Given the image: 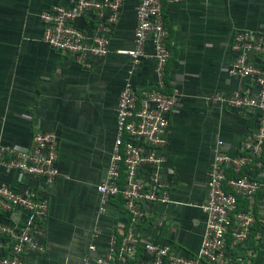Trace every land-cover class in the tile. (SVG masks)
Wrapping results in <instances>:
<instances>
[{
    "label": "crops",
    "instance_id": "obj_1",
    "mask_svg": "<svg viewBox=\"0 0 264 264\" xmlns=\"http://www.w3.org/2000/svg\"><path fill=\"white\" fill-rule=\"evenodd\" d=\"M136 4L122 0L109 26V51L81 67L41 40L38 13L53 5L68 6L69 0H0V144L25 148L37 130H51L57 137L59 172L50 185L39 177L0 169V180L15 188L34 186L48 198L44 248L23 255L32 264H82L89 243L95 245L93 255L102 254L108 237L127 227L118 196L109 197L104 212L97 213L95 185L104 175L115 135L119 90L128 80L141 94L156 82L149 40L137 63L117 52L132 46ZM101 13L106 19L110 11L103 7ZM162 15L171 52L164 91H177L159 148L169 201L145 203L147 216L138 231L147 240L191 256L203 231L205 214L197 205L205 199L216 140L235 154L256 122L257 111L237 110L213 96L229 95L239 84L252 85L228 74L235 56L230 42L239 29L264 33V0L163 1ZM72 23L88 38L95 33L90 12ZM261 160L260 168L247 169L260 183L257 191L248 201H238L251 205L254 222L245 243L227 246V264H264V151ZM7 250L3 247L0 253Z\"/></svg>",
    "mask_w": 264,
    "mask_h": 264
},
{
    "label": "built area",
    "instance_id": "obj_2",
    "mask_svg": "<svg viewBox=\"0 0 264 264\" xmlns=\"http://www.w3.org/2000/svg\"><path fill=\"white\" fill-rule=\"evenodd\" d=\"M178 0H137L132 46L118 49L132 63L144 56V43L152 45L155 86L137 94L126 80L118 92L115 107V135L102 179L95 185L99 200L97 213L102 214L109 197L122 200L128 223L119 236L110 235L102 254H94L89 243L82 264H227V246L245 243L254 222L250 204L239 208V199L249 200L260 183L248 174L249 168H260L264 151V33L249 29L236 30L230 47L235 56L228 74L252 84H239L229 95L215 94L214 99L237 110L257 111L256 122L244 133L238 152L228 153L222 140H216L209 165L205 199L197 206L205 220L199 246L191 256L176 253L169 244H157L143 238L139 225L147 216L143 205L166 203L167 191L161 181L163 155L159 148L168 125V115L175 105L177 91H164V72L170 49L168 29L162 3ZM122 0H69L68 6L53 5L41 10V40L51 48L68 54L81 67L89 58L109 51L108 32ZM109 16L103 19L101 9ZM90 12L96 30L86 37L72 21ZM57 137L51 130L34 131L28 146L14 148L0 144V169L41 178L50 185L58 174ZM228 173V175H227ZM20 216H14V212ZM48 212V198L31 185L15 188L0 180V264H32L23 255L40 253L43 225ZM98 233L94 227L92 235Z\"/></svg>",
    "mask_w": 264,
    "mask_h": 264
},
{
    "label": "trees",
    "instance_id": "obj_3",
    "mask_svg": "<svg viewBox=\"0 0 264 264\" xmlns=\"http://www.w3.org/2000/svg\"><path fill=\"white\" fill-rule=\"evenodd\" d=\"M227 175H228V173H227ZM238 207H239V208H243V207H245V205H243V204H242L241 206L238 205Z\"/></svg>",
    "mask_w": 264,
    "mask_h": 264
}]
</instances>
